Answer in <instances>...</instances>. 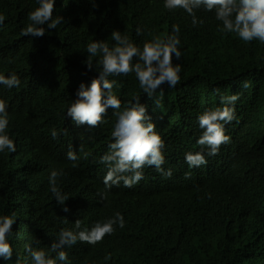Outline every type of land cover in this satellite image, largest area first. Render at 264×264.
Returning <instances> with one entry per match:
<instances>
[{"label":"trees","instance_id":"1","mask_svg":"<svg viewBox=\"0 0 264 264\" xmlns=\"http://www.w3.org/2000/svg\"><path fill=\"white\" fill-rule=\"evenodd\" d=\"M149 5L145 0H55L53 17H62V24L56 29L44 25L45 35L32 37L21 33L37 0H0L5 16L0 25V75L20 79L12 89L0 84V99L8 105V135L16 145L14 153L0 152V216L15 217L8 237L13 255L0 264H32L26 245L55 258L45 243L57 241L61 230H90L117 212L125 227L117 226L96 245L78 241L73 249L65 247L66 264H264V44L221 32L222 23L213 12L198 10L204 22L193 26L182 9ZM173 25L180 29L182 55L173 58L181 66L180 82L164 85L162 98L158 90L149 99L135 74L108 79L120 85L113 88L121 101L119 111L136 96L146 106L165 142L162 167L172 168L177 189L163 190L166 181L158 174L132 188L121 182L106 190L81 182L90 174L100 177L105 164L99 161L113 142L117 122L112 109L96 128L65 121L79 85L87 87L102 70L100 57H91L87 45L99 40L111 47V33L119 31L142 48L153 36L172 35ZM89 60L92 70L87 68ZM234 94L239 95L235 119L225 126L231 142L208 156L197 144L202 132L198 117L223 107L221 96ZM53 130L60 133L56 139L50 136ZM75 134L78 141H73ZM36 143L52 150L40 168L27 155ZM184 144L187 149L194 146L193 153L203 152L207 164L175 169V150ZM76 149L82 163L74 168L67 152ZM54 170L63 172L57 179V187L69 198L63 206L50 191ZM79 215L90 227L76 229Z\"/></svg>","mask_w":264,"mask_h":264},{"label":"clouds","instance_id":"2","mask_svg":"<svg viewBox=\"0 0 264 264\" xmlns=\"http://www.w3.org/2000/svg\"><path fill=\"white\" fill-rule=\"evenodd\" d=\"M145 1L149 2L150 7L162 5L168 11L182 9L192 18L193 26L204 22L197 17L198 10L213 12L215 19L222 23V28L219 29L221 32L235 34L245 43L258 40L264 44V0ZM37 2L38 7L29 13L30 23L22 30L23 36L43 37L45 35L44 25H47L48 29H56L62 24V17H53L55 0H37ZM4 21L5 16L0 14V25ZM136 31L137 35L141 34L140 29ZM179 32V26L173 25L172 35L153 36L151 41L143 44L142 48L136 46L127 35H121L119 31L111 33V39L115 42L111 47L107 42L99 40L87 45V53L91 57H100L99 65L102 70L98 73V78L92 79L87 87L83 83L79 85L76 92L77 98L65 113V121L77 127L86 125L89 128H96L104 122L108 109H112L115 110L117 122L112 131L113 142L108 145V151L99 161L105 164L101 166L100 177L95 174L84 175L81 182L103 185L106 190L114 186L119 187L121 182L124 187L132 188L136 184H143L147 176L158 174L166 181L161 184L163 190L177 189V182L171 177L172 168L164 170L162 167L165 163L163 152L165 142L157 133L156 125L151 122L146 106L140 103V97L136 96L133 103L125 106L123 111H119L121 101L113 94V88H118L120 85L115 80L110 81L108 77L135 74L140 89L149 99L158 90L162 98L164 85L175 87L180 82L181 66L173 63V58L180 60L182 55L178 48L180 45ZM87 68L88 70L93 69L91 60L87 63ZM0 84L12 89L20 85V79L15 74L7 77L0 75ZM247 86L245 83L244 87ZM238 99L237 94L221 96L220 102L223 107L205 110L198 117V125L202 132L197 144L207 149L208 156L217 155L222 145L231 142V137L225 134V126L235 119L234 105ZM156 103L159 104V99ZM8 125V105L0 99V152L14 153L16 145L8 135ZM67 132L68 129L63 130L64 134ZM59 134L53 130L50 136L56 139ZM73 141H78L77 134L74 135ZM94 144L89 147V150L93 149ZM193 150L194 146L187 149L185 144L175 150L177 157L175 169L182 166L188 169L199 168L207 164L203 152L193 153ZM51 154L52 150L46 144L36 143L29 148L27 155L32 165L40 168L48 161ZM67 158L71 160L74 168L82 163L78 149L69 150ZM62 175L63 172L54 170L49 177L50 191L57 204L61 206L69 199L57 187V179ZM190 176L191 173L185 174L186 178ZM101 198L105 199L106 194H101ZM62 211L67 213L69 209L62 207ZM79 218L75 221L76 229L90 227L82 215H79ZM14 224V216H0V259L6 261L11 260L13 255V248L8 237L12 233ZM117 226L121 229L125 227L124 218L119 212L103 223L97 222L90 230H61L57 241L45 243V247H49L51 252L56 253L55 258H51L43 249L34 250L31 245H26V251L31 256L32 264H57V261L66 264L68 253L62 249L65 247L73 249L79 245L78 241L90 245L101 243L105 236L115 233ZM110 259L111 254L105 257L106 261Z\"/></svg>","mask_w":264,"mask_h":264}]
</instances>
